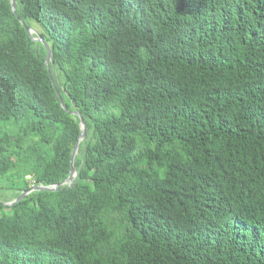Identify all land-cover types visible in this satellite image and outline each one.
Listing matches in <instances>:
<instances>
[{
	"label": "trees",
	"instance_id": "1",
	"mask_svg": "<svg viewBox=\"0 0 264 264\" xmlns=\"http://www.w3.org/2000/svg\"><path fill=\"white\" fill-rule=\"evenodd\" d=\"M4 182L0 264H264V0H0Z\"/></svg>",
	"mask_w": 264,
	"mask_h": 264
},
{
	"label": "water",
	"instance_id": "2",
	"mask_svg": "<svg viewBox=\"0 0 264 264\" xmlns=\"http://www.w3.org/2000/svg\"><path fill=\"white\" fill-rule=\"evenodd\" d=\"M11 4H12V9L14 12H16V0H11ZM25 24V23H24ZM26 28L28 30V32L33 35V38L35 40H38L40 42L43 43V45L46 47V50H47V56H46V65L49 69V74H50V77H51V80L53 81V85L55 86V89H56V92H57V95L59 97V100L61 102V105L63 106V108H66L65 104H64V101H63V98L61 97L56 85H55V82L53 80V77H52V72L50 71V63H53V57H52V50H51V47L49 45V43L44 39V37L41 35V33L36 30L35 28L31 27V26H28L26 25ZM73 113L77 116H79L80 118V127L82 129V132L79 136V139L73 149V152H72V155H71V163H72V166H71V171H70V174L68 176V178L63 181L62 183L60 184H54V185H36L34 186L33 188H31L30 190H27V191H24L21 193V195L16 198L14 201H10V202H5V204H12L18 200H21L22 198L25 197L26 194L34 191V190H56L58 187H60L61 185H64V184H67L69 183V185H72L73 182H74V179L77 177V169H76V166H75V157L79 151V147H80V143L83 139H85L87 137V125H86V122H85V119L84 117L82 116V114L80 113L79 110H74Z\"/></svg>",
	"mask_w": 264,
	"mask_h": 264
},
{
	"label": "rangeland",
	"instance_id": "3",
	"mask_svg": "<svg viewBox=\"0 0 264 264\" xmlns=\"http://www.w3.org/2000/svg\"><path fill=\"white\" fill-rule=\"evenodd\" d=\"M31 24L33 25V27L36 30H38V31L41 30L40 26L35 21H32ZM9 185L10 184L8 182H4L3 185L0 187V198L1 199H5L7 197H10L14 193V189L10 188Z\"/></svg>",
	"mask_w": 264,
	"mask_h": 264
},
{
	"label": "built area",
	"instance_id": "4",
	"mask_svg": "<svg viewBox=\"0 0 264 264\" xmlns=\"http://www.w3.org/2000/svg\"><path fill=\"white\" fill-rule=\"evenodd\" d=\"M29 179H32V177L31 176H27ZM32 182H34L33 180H32Z\"/></svg>",
	"mask_w": 264,
	"mask_h": 264
}]
</instances>
